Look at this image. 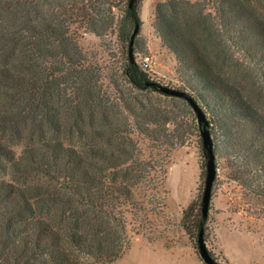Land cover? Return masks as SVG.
Returning a JSON list of instances; mask_svg holds the SVG:
<instances>
[{
	"label": "trees",
	"instance_id": "obj_1",
	"mask_svg": "<svg viewBox=\"0 0 264 264\" xmlns=\"http://www.w3.org/2000/svg\"><path fill=\"white\" fill-rule=\"evenodd\" d=\"M1 1L0 264H113L132 246L131 226L166 205L163 157L193 128L206 180L205 124L186 98L161 90L135 51L129 57L141 0ZM156 12L177 89L204 111L216 158L264 202V109L247 85L264 90V0H167ZM83 32L117 33L128 89H104ZM207 221L201 199L181 222L198 245Z\"/></svg>",
	"mask_w": 264,
	"mask_h": 264
},
{
	"label": "rangeland",
	"instance_id": "obj_2",
	"mask_svg": "<svg viewBox=\"0 0 264 264\" xmlns=\"http://www.w3.org/2000/svg\"><path fill=\"white\" fill-rule=\"evenodd\" d=\"M163 1L167 0L140 1L142 24L134 51L142 64L145 56L151 57V66L146 69L152 80L177 88L182 81L177 72L176 57L162 43L154 27L157 5ZM1 5L7 7L9 1L2 0ZM80 42L91 68L101 76L105 90L128 89L121 77L128 48L116 32L102 37L83 32ZM247 85L250 95L264 109V90L250 78ZM192 115L196 117L194 112L188 114L190 118ZM189 121L192 123L191 119ZM199 134L196 129H190L187 142L177 146L170 156L163 157L167 180L159 195L167 196L166 205L150 215V222L145 227L138 230L131 226L134 233L132 246L113 264H206L196 240L181 222L184 210L193 201L202 199L205 178L202 177ZM216 163L217 177L206 229L208 248L221 264H264V202L231 179L232 171L225 160L216 158Z\"/></svg>",
	"mask_w": 264,
	"mask_h": 264
},
{
	"label": "water",
	"instance_id": "obj_3",
	"mask_svg": "<svg viewBox=\"0 0 264 264\" xmlns=\"http://www.w3.org/2000/svg\"><path fill=\"white\" fill-rule=\"evenodd\" d=\"M139 30H140V25L136 24L134 31L131 35V40L129 44V57L131 58V60H134V43ZM161 90L165 93L175 95L177 97L186 98L191 103L194 111L196 112L198 117V122L200 124L202 123L205 124L201 131V135H202L203 145L207 153V174L205 180V187L202 194V213L203 216L206 218L209 215L210 204L212 201L213 186L215 179L217 177V163H216V155L214 152L213 137L210 129L207 127L208 121L206 115L204 111L201 109V107L198 105V103L194 100V98L190 96L186 91L174 87H170L167 85L163 86ZM204 234H205V226L202 223L198 237V248H199L200 256L203 258L206 264H221L211 254L207 242L205 240Z\"/></svg>",
	"mask_w": 264,
	"mask_h": 264
},
{
	"label": "built area",
	"instance_id": "obj_4",
	"mask_svg": "<svg viewBox=\"0 0 264 264\" xmlns=\"http://www.w3.org/2000/svg\"><path fill=\"white\" fill-rule=\"evenodd\" d=\"M143 65L145 68L151 66V57L150 56L144 57Z\"/></svg>",
	"mask_w": 264,
	"mask_h": 264
}]
</instances>
